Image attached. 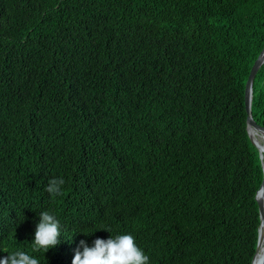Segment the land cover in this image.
Masks as SVG:
<instances>
[{
  "label": "trees",
  "instance_id": "16d2710c",
  "mask_svg": "<svg viewBox=\"0 0 264 264\" xmlns=\"http://www.w3.org/2000/svg\"><path fill=\"white\" fill-rule=\"evenodd\" d=\"M263 50L264 0H0V228L21 226L0 259L72 264L81 240L130 234L148 264H252Z\"/></svg>",
  "mask_w": 264,
  "mask_h": 264
},
{
  "label": "clouds",
  "instance_id": "9594fccd",
  "mask_svg": "<svg viewBox=\"0 0 264 264\" xmlns=\"http://www.w3.org/2000/svg\"><path fill=\"white\" fill-rule=\"evenodd\" d=\"M64 183L63 178H53L45 190L52 197L62 195ZM38 215L39 223L36 226L33 247L35 251L48 252L60 243V222L48 211ZM10 217L11 214H5L2 223ZM0 230L2 232L0 249L4 251L5 256L10 248L18 245L21 226L18 221L10 228ZM148 262L149 257L136 245L135 238L130 234L118 235L115 238L111 236L107 240L97 238L91 247L86 241L81 240L72 260V264H148ZM0 264H39V261L24 251H16L0 259Z\"/></svg>",
  "mask_w": 264,
  "mask_h": 264
},
{
  "label": "water",
  "instance_id": "95a60500",
  "mask_svg": "<svg viewBox=\"0 0 264 264\" xmlns=\"http://www.w3.org/2000/svg\"><path fill=\"white\" fill-rule=\"evenodd\" d=\"M263 64H264V50L261 52V54L259 55L258 59L255 61L254 65L251 69V72H250V75H249V78H248V81L246 84L245 102H246V111H247V115H248V117H247V130H248L249 137H250L252 143L254 144V146L259 151L260 159L262 162V167L264 170L263 154L261 153L258 145L253 141L252 136L250 134L251 129H255V130H258V131L264 133V126L258 124L252 115L253 85H254L255 78H256L260 68L263 66ZM261 193H263V199L262 200L259 198V195ZM256 199H257L258 204H259L261 224H260V228H259L258 246H257L255 257L257 255L261 245L264 244V179H263L261 187L257 193ZM255 257H254V259H255ZM254 259H253L252 264H254ZM262 264H264V258H263Z\"/></svg>",
  "mask_w": 264,
  "mask_h": 264
},
{
  "label": "bare ground",
  "instance_id": "6f19581e",
  "mask_svg": "<svg viewBox=\"0 0 264 264\" xmlns=\"http://www.w3.org/2000/svg\"><path fill=\"white\" fill-rule=\"evenodd\" d=\"M250 134L252 136L253 141L258 145L261 153L263 154V160H264V133L251 129ZM259 198L262 200L263 199V193L259 195ZM263 258H264V244L261 245L255 259H254V264H262L263 263Z\"/></svg>",
  "mask_w": 264,
  "mask_h": 264
}]
</instances>
